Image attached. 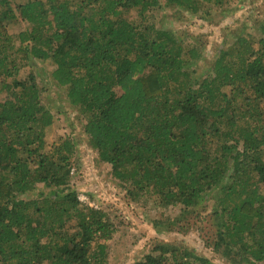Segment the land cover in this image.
<instances>
[{
    "label": "trees",
    "instance_id": "trees-1",
    "mask_svg": "<svg viewBox=\"0 0 264 264\" xmlns=\"http://www.w3.org/2000/svg\"><path fill=\"white\" fill-rule=\"evenodd\" d=\"M233 3L0 0V264H111L120 228L80 201L79 144L55 133L46 88L26 72L35 61L52 65L86 144L125 198L178 211L155 221L158 232L211 221L206 246L230 264H264V9L206 76L195 68L202 37L160 26L168 16L179 25L222 19ZM172 240L155 238L134 264H215Z\"/></svg>",
    "mask_w": 264,
    "mask_h": 264
},
{
    "label": "rangeland",
    "instance_id": "rangeland-1",
    "mask_svg": "<svg viewBox=\"0 0 264 264\" xmlns=\"http://www.w3.org/2000/svg\"><path fill=\"white\" fill-rule=\"evenodd\" d=\"M233 2L236 11L231 16L222 19L215 16L206 20L196 17L198 22L190 21L187 24L179 25L172 16L160 17L162 20L160 26L165 29L186 33L188 36L200 35L202 37L205 44V58L195 67L196 76H206L210 72L214 58L221 49L227 46L242 23L245 24L247 21L249 23V18L252 19L254 15L261 17L263 14L264 0H233ZM257 11L262 13L255 14ZM11 30L14 31L13 28ZM52 70L53 67L50 63L35 61L34 68H28L26 72L35 71L39 75V83L46 88L43 93V102L55 115V133L71 135L78 141L79 158L77 170L73 171L72 184L80 191L79 196L87 198L96 207L106 209L111 217V222L120 227L110 243L111 264H134L147 253L150 242L155 238L164 242L178 239L215 264H230L216 254L212 248L206 246L208 237H211L215 230L211 221L201 225L200 222L192 219L193 229L185 234L166 233L162 231V228L160 233L154 228L155 221L166 217L174 218L179 215L178 211L175 212L173 209L162 211L155 206L143 209L131 203L130 199L125 198V192L112 178L110 168L102 164L96 153L86 144L81 133L82 123L77 117V113L69 107L62 92L54 85L51 78ZM52 137H56L55 134H52ZM213 203V200H209L205 204L204 214L211 211Z\"/></svg>",
    "mask_w": 264,
    "mask_h": 264
},
{
    "label": "built area",
    "instance_id": "built-area-1",
    "mask_svg": "<svg viewBox=\"0 0 264 264\" xmlns=\"http://www.w3.org/2000/svg\"><path fill=\"white\" fill-rule=\"evenodd\" d=\"M80 201H82V202H84V203H86V204H88V205H90V206H92V207L97 208L96 205H95L94 203H91V202H90L87 198H85V197H80Z\"/></svg>",
    "mask_w": 264,
    "mask_h": 264
}]
</instances>
